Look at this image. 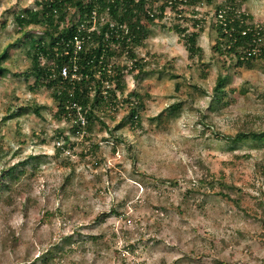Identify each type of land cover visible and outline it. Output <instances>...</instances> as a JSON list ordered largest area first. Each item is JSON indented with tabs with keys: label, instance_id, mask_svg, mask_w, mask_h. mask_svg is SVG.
I'll use <instances>...</instances> for the list:
<instances>
[{
	"label": "rangeland",
	"instance_id": "1",
	"mask_svg": "<svg viewBox=\"0 0 264 264\" xmlns=\"http://www.w3.org/2000/svg\"><path fill=\"white\" fill-rule=\"evenodd\" d=\"M239 1L264 26V0ZM33 7L34 0H0V55L7 50L1 62L6 71L0 73V179L8 185L0 188V264L38 260L64 236H71L73 250L39 264H264V146L234 145L215 135L264 130V65L233 63L225 93L215 99L212 89L223 70L212 48L213 5L204 3L199 11L209 16L198 39L203 55L195 60L169 22L151 24L137 51L146 72L139 79L126 76L125 91L145 93L141 126L122 124L124 110L110 112L105 120L110 129L122 124L114 135L124 141L98 124L95 140H101L102 153L84 160L81 146L73 147L72 180L62 191L71 167L65 156L54 157L53 138L61 129L68 140L79 143L81 137L69 131L70 123L52 117L53 98L44 88L29 89L33 76L16 75L30 64L29 37L17 42L13 13ZM29 28L35 37L42 34L39 26ZM175 102L181 107L171 114ZM30 103L41 105L44 118L25 107ZM29 156L36 158L19 174ZM12 166L18 177L3 176ZM207 170L240 188L232 194L240 205L220 194L226 186L201 183V194L178 213L181 192ZM161 178H178L179 184H161ZM122 201L125 215L96 223L101 212ZM102 232L94 245L91 237Z\"/></svg>",
	"mask_w": 264,
	"mask_h": 264
},
{
	"label": "trees",
	"instance_id": "2",
	"mask_svg": "<svg viewBox=\"0 0 264 264\" xmlns=\"http://www.w3.org/2000/svg\"><path fill=\"white\" fill-rule=\"evenodd\" d=\"M204 3L214 7L211 25L216 30V36L212 48L221 61L223 71L218 74L212 91L219 101L229 83V69L233 63L248 69L264 65V26L255 22L253 14L245 11L239 0H34L35 7L13 13L16 29L20 33L17 42L29 37L25 52L30 64L16 75L23 74L26 78L33 76L34 81L29 84V89L36 91L44 88L53 98L52 117L70 123L69 131L81 137L79 143L76 139L68 140L67 132L61 129L57 130L53 138L54 157L65 156V165L71 167L61 191L72 180L73 147L78 144L81 146L78 153L80 159L84 160L102 153L101 140H95L98 124L108 127L111 136L120 141H124L122 134L114 135V132L125 120L130 122L132 128L141 126L145 93L134 89L125 91L126 76L131 72L134 78L139 79L146 72L143 59L137 58V51L147 39L152 23L169 22L191 60L203 55L198 39L209 16H199ZM32 26H39L42 34L33 36L29 28ZM6 57L7 50L0 55V73L6 71L1 64ZM63 69H66V75ZM205 70L204 76L208 69L205 67ZM25 107L44 118L40 104L30 103ZM180 107L181 102H175L169 106L170 113ZM121 110L126 112L124 121L110 129L105 117L110 112L118 113ZM14 113L17 114V111L11 112ZM215 135L234 145L252 141L258 147L264 146V130H240L233 135L216 131ZM61 138L68 144L62 143ZM103 140L108 141V137ZM35 158L29 156L21 161L19 174L24 172L26 163H32ZM97 162H101L100 158ZM14 170L15 166L9 167L2 175L17 178ZM207 172V176L199 178L196 184L181 192L180 202L175 205L178 213H184V205L189 203L190 197L201 194V183L211 187L217 183L226 186L228 191L220 194L240 205L239 198L232 196L240 188L233 183H226L221 177L216 178L215 173L209 170ZM158 182L178 186L179 179L161 178ZM2 186L8 187L0 179V188ZM125 205L122 201L108 212H101L95 219L96 223L110 215L122 217L125 212L120 208ZM104 235L102 232L97 237H91L94 239L93 244L97 245ZM113 235H117L116 230ZM72 244L71 236H64L60 242L39 255L38 260L50 261L63 256L65 252L73 250ZM134 246L129 244L127 247ZM38 260L25 259L18 264H39ZM219 262L226 263L223 260Z\"/></svg>",
	"mask_w": 264,
	"mask_h": 264
},
{
	"label": "built area",
	"instance_id": "3",
	"mask_svg": "<svg viewBox=\"0 0 264 264\" xmlns=\"http://www.w3.org/2000/svg\"><path fill=\"white\" fill-rule=\"evenodd\" d=\"M63 74L66 75V69H63Z\"/></svg>",
	"mask_w": 264,
	"mask_h": 264
}]
</instances>
